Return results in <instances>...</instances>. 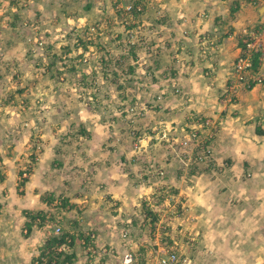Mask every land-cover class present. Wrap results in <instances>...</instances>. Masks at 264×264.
<instances>
[{"label":"rangeland","instance_id":"1","mask_svg":"<svg viewBox=\"0 0 264 264\" xmlns=\"http://www.w3.org/2000/svg\"><path fill=\"white\" fill-rule=\"evenodd\" d=\"M189 4L0 0V177L16 169L22 178L25 169L26 181L41 158L59 176L58 188L70 183V199L83 203L77 195L86 189L88 207L108 208L100 229L69 223L60 195L53 197L57 210L34 214L46 239L60 234L58 219L92 264L115 259L120 247L131 264H264V207L240 189L252 175L246 161L264 156V107L242 100L264 87V0L226 4L223 22L233 20L226 110L210 116L202 110L213 101L200 96L210 83L193 77L196 52L203 53L182 52L179 42L193 38L194 48L196 39L187 28H170L180 10H194L196 1ZM240 57L249 59L246 70L237 69ZM219 114L225 125L249 121L243 155H229L226 141L214 146ZM36 217L48 222L41 226ZM86 234H93V255L82 244Z\"/></svg>","mask_w":264,"mask_h":264},{"label":"crops","instance_id":"2","mask_svg":"<svg viewBox=\"0 0 264 264\" xmlns=\"http://www.w3.org/2000/svg\"><path fill=\"white\" fill-rule=\"evenodd\" d=\"M114 1L121 2V0ZM195 1L196 7H190V9L194 10L187 14L184 7L179 11V23H176L175 26L170 28L174 29L175 27H181L180 29H182V32L184 28H187L191 32L190 34L195 37L196 46H194V48H190L188 45V42L192 44V41H194L193 38L179 42L181 43L180 50L182 52L184 50L189 52L190 49L197 51L198 48H200L203 53L201 55V53L196 52L199 56L197 58V63L194 66L195 76L193 77H197L199 83L203 81H208L210 83L209 86L207 85V91L204 92L203 95L202 93L200 95L201 98H204L206 101L210 99L213 101V107L211 106V110H202L204 115L207 114L210 116L213 111L220 113L223 110H226V102L222 100V97L226 98V94H222V92L226 85V70L228 68L227 71L229 72L231 68V64L226 66V48L229 47L227 41L230 39L229 36L232 33L231 29L233 26V20H230L229 25L223 22L226 19V4H228L229 0ZM232 1L234 6H239V0ZM186 2L187 0H185V3ZM189 5H191V0ZM229 5L227 6L229 7ZM258 9H256L258 14L255 12L257 17L260 15ZM230 10L229 7V11ZM253 13L254 12H252L251 16H255ZM229 16L233 19L231 12L229 13ZM263 16L264 14L262 17ZM165 21L167 22L166 24L169 23L167 16H165ZM188 23L189 26L187 25ZM226 29L228 32H226ZM206 30L207 32L205 33ZM185 34H187V31ZM232 45L234 46L235 44L232 43ZM206 70L211 74L208 78L204 77V71ZM243 94H241V96H243ZM243 99L247 100L248 107L256 105H262L264 107V101H262L264 100V87L255 86L250 92L242 97V100ZM243 106H245V104H238V107L241 108L243 114L248 115L247 111L243 109ZM218 116L217 119L220 122L217 124L218 131L213 140V142H215L214 146L216 147L217 144V147H219L224 141H226V147L230 148V151H228L229 155H232L235 150L238 151V154L243 155V150H238V147L241 144H244L245 140L247 144L251 142V140H247L245 135H243V132L250 126L249 121L231 120L228 122V120H226L225 125L223 117L220 114ZM4 129L6 131L8 130V128ZM260 143L261 141L258 140L257 144ZM230 159L231 158L228 160L230 161ZM11 162H15V166L17 165L16 159L11 160ZM49 166L50 163L45 167L44 162L40 158L38 162H35L26 181H23L22 178H20V174L16 169L14 172H6L0 177L1 179H4V181L0 182V264H32L35 248H39L46 239L43 231L34 227V214L37 212H42L44 214L47 211L57 210L58 208L54 207L53 202V197L56 195H60L64 199H62L63 203H61V205L63 207L61 209H64L65 215L67 214V218L69 219V223L73 226L87 228L88 226L93 227L96 224V226L99 225L98 229H100L101 226L104 225L102 222L106 219L105 216L109 211L108 208L88 207L87 201H84L86 198H89V194L85 191L86 189H81V193L77 195L82 196L79 198V201H83V203H79L72 198L70 199V183L62 180V186L58 188L57 181L59 182V176L55 175V172L50 168L47 169ZM245 166L247 169L251 170L252 175L249 179L244 180V183H247L246 186L244 185L243 189L242 187L240 188L244 194V199H255L251 203H256L257 205L264 207V156L257 162L253 161V163H251L246 161ZM238 169L239 172L243 173L244 167L240 165ZM20 180L23 181V184ZM85 181L86 179L84 178L83 182ZM245 203H247V201H245ZM95 212L100 214L99 217L102 216V218H98L97 223H93L96 222V220L91 221L83 218L82 213L90 216ZM70 219H72L71 222ZM24 227L28 228V232L23 231ZM67 227L70 228V225ZM77 244V240L74 237V242L69 254L72 256L70 264H92L83 254L82 248L77 246ZM117 251L119 256H112L115 259H109L111 256L107 257V263L105 262L104 264H120V256L125 252V249L120 247ZM132 254L134 253L132 252ZM134 256L136 257L135 254Z\"/></svg>","mask_w":264,"mask_h":264},{"label":"built area","instance_id":"3","mask_svg":"<svg viewBox=\"0 0 264 264\" xmlns=\"http://www.w3.org/2000/svg\"><path fill=\"white\" fill-rule=\"evenodd\" d=\"M256 38V36H253L251 38V41H253ZM251 41H247L245 44V49H250L251 48ZM253 47V46H252ZM250 66L249 59L240 57L237 60V69L239 71L246 70ZM26 172L27 170H23L22 172V178L26 177ZM42 226L48 221L42 219L41 217H36L35 218V223H38ZM59 220H53V228L55 233L60 234H55L57 237H63L62 242L58 244H53L51 247L47 248L43 252L39 251V248H35L33 258H32V264H70L69 260L66 258L70 254V243L72 241L71 237L69 234H66V232L62 233V227L58 225ZM26 230V229H25ZM24 230V231H25ZM64 235V236H63ZM51 236V234L49 235ZM84 237V236H83ZM86 239L84 243V247L87 248L88 252L93 255L95 253V250L92 247V240H93V234H86L85 235ZM102 252L105 255H110L113 253L112 251H108L106 248L102 249ZM93 258V256H92ZM170 260V258H169ZM132 256L129 253L123 254L121 258V264H131L132 262Z\"/></svg>","mask_w":264,"mask_h":264},{"label":"trees","instance_id":"4","mask_svg":"<svg viewBox=\"0 0 264 264\" xmlns=\"http://www.w3.org/2000/svg\"><path fill=\"white\" fill-rule=\"evenodd\" d=\"M29 177V176H28ZM21 178V177H20ZM23 181H25V178H22ZM21 182V181H20ZM37 214V213H35ZM39 214V213H38ZM64 236V235H63ZM62 236L59 238L57 236H54V237H50L49 239H45V241L43 242L42 246L39 247V251L40 252H43L44 250H46L47 248L51 247L53 244H58V243H61L62 242ZM73 244V239L70 243V246H72ZM66 258L68 260H71L72 256L71 255H68L66 256Z\"/></svg>","mask_w":264,"mask_h":264},{"label":"water","instance_id":"5","mask_svg":"<svg viewBox=\"0 0 264 264\" xmlns=\"http://www.w3.org/2000/svg\"><path fill=\"white\" fill-rule=\"evenodd\" d=\"M264 9V7L262 8V10ZM262 12V11H261Z\"/></svg>","mask_w":264,"mask_h":264}]
</instances>
